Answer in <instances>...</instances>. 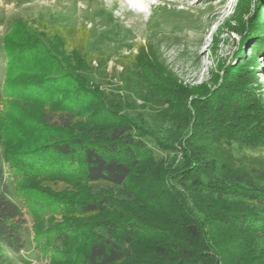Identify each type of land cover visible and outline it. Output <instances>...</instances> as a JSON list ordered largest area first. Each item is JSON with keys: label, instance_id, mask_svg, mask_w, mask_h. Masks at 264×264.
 Wrapping results in <instances>:
<instances>
[{"label": "trees", "instance_id": "obj_1", "mask_svg": "<svg viewBox=\"0 0 264 264\" xmlns=\"http://www.w3.org/2000/svg\"><path fill=\"white\" fill-rule=\"evenodd\" d=\"M263 13L264 0L237 1L224 25L252 43L251 55L239 52L234 64H223L221 74L197 86L183 84L141 47L153 76L123 63V71L110 76L117 84L94 90L79 73L91 66L88 60L73 53L46 70L45 60L58 57L40 37L27 33L24 47L17 32L8 33L4 98L42 108L49 149L0 154V264L10 263L5 253L25 250L29 231L12 186L54 173L67 184L54 196L70 228L61 242L79 245L80 264H264ZM53 75L54 86L64 77L78 84L79 106L50 96L53 85L44 86ZM87 103L97 104L89 115ZM236 147L262 153L238 155ZM136 177L146 190L129 195L135 214L105 195L74 197L82 187L124 191ZM88 219L100 224L82 245Z\"/></svg>", "mask_w": 264, "mask_h": 264}, {"label": "rangeland", "instance_id": "obj_2", "mask_svg": "<svg viewBox=\"0 0 264 264\" xmlns=\"http://www.w3.org/2000/svg\"><path fill=\"white\" fill-rule=\"evenodd\" d=\"M237 1L147 0L141 15L138 10L130 8L126 0H0L1 156L32 151L41 146L49 149L46 141L49 133L42 123V108L38 104H22L15 99L4 98L7 63L4 38L8 33L17 32L19 35L15 40L25 41L22 42L24 47L28 44L27 33L40 37L58 57L56 61L45 60L46 70H55L73 53L75 58L88 60L91 66L85 65L79 73L94 90H107L112 84H117V80L110 76L122 72L123 63L153 76L154 68L141 54V47L153 51L159 63L183 84L197 86L208 82L212 74H221L223 64H234L239 52L246 50V55H251L252 43L245 45L241 35L230 33L224 25L232 16ZM23 46L18 45V50H23ZM62 46L63 50L60 49ZM259 64L258 77L264 87V56ZM29 76L35 79L38 72ZM64 78L54 86L56 80L53 75L44 88L53 85L55 94H50L53 99L66 102L68 106L74 103L79 106L75 99L80 93L78 84ZM10 89L16 90L14 87ZM260 95H264V89ZM87 105L83 110L89 115L90 108L97 107V104ZM71 134V131H64L61 135ZM45 152L47 154L48 151ZM235 152L238 155L262 153L238 147ZM47 156L53 154L49 152ZM73 174L78 180L80 175ZM47 176H41L36 182L12 186V196L26 214L29 231L24 251L16 255L5 253L10 259L9 264H80L79 245L70 247V241L66 244L61 242V237L69 233L70 228L64 227L63 215L58 211L62 210L59 208L61 204L56 203L54 196L61 195V189L67 184L63 186V178L57 173ZM55 182L59 184L55 185ZM142 190H146L145 185L136 177L124 191L105 185L88 190L82 187L80 193L74 192V197L80 200L105 195L125 205L126 214H135L138 206L128 200L129 195ZM83 222H91V225L84 227L82 245L88 232L96 231L100 224L94 219Z\"/></svg>", "mask_w": 264, "mask_h": 264}, {"label": "bare ground", "instance_id": "obj_3", "mask_svg": "<svg viewBox=\"0 0 264 264\" xmlns=\"http://www.w3.org/2000/svg\"><path fill=\"white\" fill-rule=\"evenodd\" d=\"M126 1L129 3L130 8H132L133 10H138L137 12L141 15L143 14L144 11L143 8L145 7L147 0H126Z\"/></svg>", "mask_w": 264, "mask_h": 264}]
</instances>
